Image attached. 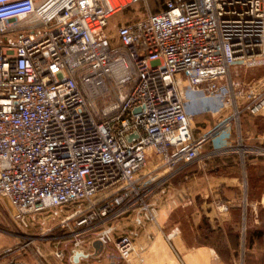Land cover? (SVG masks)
<instances>
[{
    "label": "built area",
    "instance_id": "1",
    "mask_svg": "<svg viewBox=\"0 0 264 264\" xmlns=\"http://www.w3.org/2000/svg\"><path fill=\"white\" fill-rule=\"evenodd\" d=\"M140 1L0 0V195L20 226L41 219L76 251L94 233L118 261L139 232L117 235L115 222L158 224L168 179L241 114L264 117V80L231 70L264 66V0H166L108 32ZM203 99L233 112L198 135L192 106ZM177 264L227 263L202 246Z\"/></svg>",
    "mask_w": 264,
    "mask_h": 264
},
{
    "label": "rangeland",
    "instance_id": "2",
    "mask_svg": "<svg viewBox=\"0 0 264 264\" xmlns=\"http://www.w3.org/2000/svg\"><path fill=\"white\" fill-rule=\"evenodd\" d=\"M165 1L141 0L129 5L110 18L108 32L114 33L118 25L160 10ZM231 70L234 78L244 81L264 80V66L245 68L240 64H233ZM202 106L199 109L200 112L210 111L216 115L222 112V110L209 109V104ZM227 132L230 133V140H228L230 141L228 143H231L230 151H234L235 154L230 159H242L244 166L243 171L237 176L238 184L231 186L229 190L232 202L228 204V211H223L226 215L219 213V216L224 217L223 231L215 230L209 235L208 217L197 212L189 203V199L179 204L181 207L175 213L176 225L173 227H178L176 231L183 230L186 235H191L197 229L196 224L202 220L206 225L207 240L217 247L219 255L227 264H264V155L254 152V147L264 146V139H261L264 136V117L261 114L249 112L241 114L240 121L232 125L231 131H224V134ZM199 159L187 166L194 165ZM147 167H151L150 163ZM158 173L162 174L161 172L156 174ZM184 176H182L184 181L189 180ZM214 220H216L214 224L219 223L216 218ZM50 223L53 224V222ZM43 228L41 224L37 226V223L29 228L20 226L19 222L14 220L12 203L7 197L0 195V264L64 263L66 256L64 259L58 258L55 255L56 248L61 247L67 250L68 246H75L74 239L72 238L68 243L54 242L51 240L52 236L41 235ZM164 230L168 235L173 231L172 226H167ZM55 231L56 239L62 237V233L65 232L61 228ZM24 232H32V235L27 236ZM225 233L227 239L224 238ZM93 236H95L94 233L88 235V240ZM63 239L66 237H62L60 241ZM168 244L161 242L155 245L154 253L151 251L143 253L144 264H173L174 253L171 245ZM48 251L53 258L50 262L46 260Z\"/></svg>",
    "mask_w": 264,
    "mask_h": 264
},
{
    "label": "crops",
    "instance_id": "3",
    "mask_svg": "<svg viewBox=\"0 0 264 264\" xmlns=\"http://www.w3.org/2000/svg\"><path fill=\"white\" fill-rule=\"evenodd\" d=\"M205 104H210L208 99L196 101L192 108L196 112V130L195 134H201L209 131L219 120L232 114V107H227L222 110L219 115H216L210 111H202L201 109ZM230 133H223L217 137L212 143L206 144L201 151V159L195 162L194 165L180 167L167 181V192L161 198L158 205V224L152 221H146L143 225L138 226L134 220L132 214H128L121 218L115 224L117 225V235L126 233L132 230H137L139 235L135 238L136 250L133 253L132 258L129 261H118L115 258H111L108 253L114 252L115 248L110 245L108 248L102 250L99 254L96 252L94 246V240L87 241L81 246L80 250L88 253L89 256L82 257L78 262L74 260L75 253L77 252L74 246H68L66 252V258L64 263L61 264H144L142 261L143 253L153 252L155 245L163 242L169 243L173 250V264H177L178 255H183L190 251H196L199 253V249L202 246L217 247L211 244L207 240L206 225L200 220L195 228L196 231L193 234L186 235L185 231H177L175 235L170 237L164 230L167 226H172V230H178L176 225L175 213L180 210L179 204L184 200L189 199V203L193 208L197 210L201 215H205L209 220V235L215 230L223 231V218L219 216V213L226 215V212L221 210L220 203H227L230 205L232 200L230 199V188L238 184V175L243 171L242 159L231 160L233 158L234 151L227 149L230 143ZM216 149V150H215ZM233 153V154H231ZM237 156H239L237 154ZM188 174V175H187ZM186 175V176H184ZM182 176L186 177L187 181H184ZM189 192V193H188ZM186 207V206H185ZM228 211V210H226ZM43 218V216H41ZM216 218L219 223L214 224ZM41 219L36 221L37 226ZM221 220V221H220ZM35 225V224H34ZM27 236L32 235V232H24ZM164 234V235H163ZM41 235L52 236L51 240L54 242H70L71 238L56 239L55 233ZM225 239L228 237L225 233ZM178 245V246H177ZM180 247V248H179ZM46 260L49 262L53 260L51 252H46ZM172 254V253H171ZM19 255V254H15ZM58 264H60L58 262Z\"/></svg>",
    "mask_w": 264,
    "mask_h": 264
},
{
    "label": "water",
    "instance_id": "4",
    "mask_svg": "<svg viewBox=\"0 0 264 264\" xmlns=\"http://www.w3.org/2000/svg\"><path fill=\"white\" fill-rule=\"evenodd\" d=\"M94 246H95V248H96V252H97L98 254L103 250V244H102V242H101L100 240H96V241L94 242ZM81 256H86V254H85L83 251H77V252L75 253L74 260H75L76 262H78Z\"/></svg>",
    "mask_w": 264,
    "mask_h": 264
},
{
    "label": "trees",
    "instance_id": "5",
    "mask_svg": "<svg viewBox=\"0 0 264 264\" xmlns=\"http://www.w3.org/2000/svg\"><path fill=\"white\" fill-rule=\"evenodd\" d=\"M164 6H165V3H164ZM164 6H163V8H164ZM163 8H161L160 10H158V11H161ZM158 11H156V12H158Z\"/></svg>",
    "mask_w": 264,
    "mask_h": 264
}]
</instances>
